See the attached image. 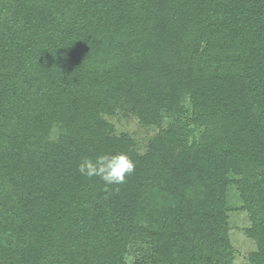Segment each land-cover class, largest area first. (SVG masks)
I'll return each instance as SVG.
<instances>
[{
  "label": "trees",
  "instance_id": "obj_1",
  "mask_svg": "<svg viewBox=\"0 0 264 264\" xmlns=\"http://www.w3.org/2000/svg\"><path fill=\"white\" fill-rule=\"evenodd\" d=\"M115 118L150 126L143 151ZM121 152L122 185L77 171ZM230 185L253 222L243 263ZM129 248L264 264V0H0V264H127Z\"/></svg>",
  "mask_w": 264,
  "mask_h": 264
},
{
  "label": "rangeland",
  "instance_id": "obj_2",
  "mask_svg": "<svg viewBox=\"0 0 264 264\" xmlns=\"http://www.w3.org/2000/svg\"><path fill=\"white\" fill-rule=\"evenodd\" d=\"M188 102L184 101V105L188 107ZM189 112V108L187 109ZM112 119L118 131L131 133L133 138L139 142V147L143 151L144 144L147 139L153 134V130L149 127L137 123L135 118H124L117 120ZM168 123H164V127ZM226 215L228 221V237L235 250L234 261L236 263H243L247 260V254L255 250L256 242L247 234V229L253 224L250 215L242 207L243 201L240 197L239 189L235 186H229L226 192ZM141 255L138 249L129 248L126 255L127 264H133L134 260Z\"/></svg>",
  "mask_w": 264,
  "mask_h": 264
},
{
  "label": "clouds",
  "instance_id": "obj_3",
  "mask_svg": "<svg viewBox=\"0 0 264 264\" xmlns=\"http://www.w3.org/2000/svg\"><path fill=\"white\" fill-rule=\"evenodd\" d=\"M61 48V47H58ZM135 163L126 153H104L94 159L84 157L77 165V171L82 177L99 178L105 186L122 185L133 174Z\"/></svg>",
  "mask_w": 264,
  "mask_h": 264
}]
</instances>
